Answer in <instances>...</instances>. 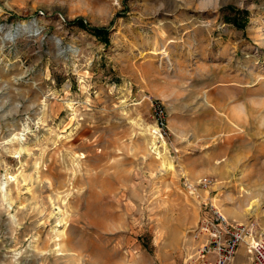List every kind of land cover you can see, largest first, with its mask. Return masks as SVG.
<instances>
[{"label": "rangeland", "instance_id": "obj_1", "mask_svg": "<svg viewBox=\"0 0 264 264\" xmlns=\"http://www.w3.org/2000/svg\"><path fill=\"white\" fill-rule=\"evenodd\" d=\"M210 205L264 240V0H0V264H202Z\"/></svg>", "mask_w": 264, "mask_h": 264}, {"label": "built area", "instance_id": "obj_2", "mask_svg": "<svg viewBox=\"0 0 264 264\" xmlns=\"http://www.w3.org/2000/svg\"><path fill=\"white\" fill-rule=\"evenodd\" d=\"M155 128L152 136L159 142H163L166 136L164 130L165 113L159 105L155 107ZM206 179L203 184L206 185ZM210 216L201 220L198 235L205 236L204 243L198 249L197 260L202 264H232L243 243V250L248 257L247 264H264V240L253 235L250 224H243L227 219L214 206L210 205ZM251 238L244 243V238Z\"/></svg>", "mask_w": 264, "mask_h": 264}, {"label": "trees", "instance_id": "obj_3", "mask_svg": "<svg viewBox=\"0 0 264 264\" xmlns=\"http://www.w3.org/2000/svg\"><path fill=\"white\" fill-rule=\"evenodd\" d=\"M74 24H76L79 28L83 29V30H88L89 32H91V34L96 37V38H99L101 40H103V42L106 44L108 42V39H107V34H108V31L104 28H91V29H88L86 27V25L83 24L82 20H76L74 22Z\"/></svg>", "mask_w": 264, "mask_h": 264}, {"label": "bare ground", "instance_id": "obj_4", "mask_svg": "<svg viewBox=\"0 0 264 264\" xmlns=\"http://www.w3.org/2000/svg\"><path fill=\"white\" fill-rule=\"evenodd\" d=\"M255 206H256V201L251 202L250 204H248V207H247V209L244 210V212L245 213L250 212ZM250 239H251L250 237L249 238H244V243L249 242ZM241 245L244 246L243 243Z\"/></svg>", "mask_w": 264, "mask_h": 264}, {"label": "crops", "instance_id": "obj_5", "mask_svg": "<svg viewBox=\"0 0 264 264\" xmlns=\"http://www.w3.org/2000/svg\"><path fill=\"white\" fill-rule=\"evenodd\" d=\"M224 214L228 217V218L226 217L227 219H229V217H232L231 218L232 221H235V222L239 221V218L235 215L233 216L232 212H229L228 210H224ZM233 217H234V219H233ZM243 264H247V263H243Z\"/></svg>", "mask_w": 264, "mask_h": 264}]
</instances>
